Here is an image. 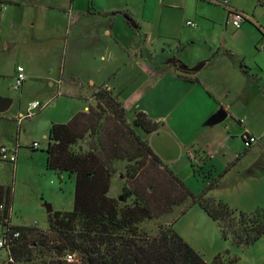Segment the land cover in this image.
<instances>
[{
	"label": "rangeland",
	"instance_id": "374dc122",
	"mask_svg": "<svg viewBox=\"0 0 264 264\" xmlns=\"http://www.w3.org/2000/svg\"><path fill=\"white\" fill-rule=\"evenodd\" d=\"M233 3L240 7H231L223 3L224 10L221 9V11L228 13V11L236 10L249 19L252 17L251 20L257 25H261L260 19L264 22V15L260 12L257 1L254 3L252 0H233ZM7 6L0 5V9H4L2 13L0 12V100H10L12 103L5 112L0 111V148L14 152L17 162L14 167L10 162L0 158V185L11 189L10 224L45 230L48 220L47 204L53 211L70 212L73 208L75 188L72 177L65 173L58 175L46 168L47 137H43V134H48L52 118L64 122L62 121L64 112L71 108L66 104L69 101L68 98L63 94L57 96V92L63 93L68 88L90 91L104 84L113 86L117 75L108 69H103L100 73L93 69L88 70L91 60L82 59L79 56L70 59L69 56L63 57L61 53L52 55L43 50L39 51L40 55L30 54L29 51L38 53L37 50H33L34 48L53 46V43L51 39L43 36L39 29L36 39L38 42H43V46L36 44L30 48L29 45H25L21 40L22 34L17 25L18 21L15 22L14 17L5 15ZM242 25L247 24L242 23ZM50 29L42 28L49 31ZM60 32L58 29L57 34L60 35ZM6 44H9L7 49L4 48ZM110 45L108 52L111 55L117 50L113 41ZM101 57L97 64L103 66L104 59ZM151 61L155 63L157 60ZM19 65L28 69L25 73L27 80L19 91H15L13 89L15 68ZM118 77L117 82L127 80L129 84L127 90L122 93L113 91L119 99L120 93L126 97L127 94L129 96L138 90L140 92V97L136 100L139 107L131 106L127 110V121H132L134 113L142 111L153 122H160L162 127L157 132L146 137L140 133L142 140L146 139L157 155L159 153L157 147L169 148L166 153L160 151L158 155L163 165L177 175L193 195L200 194L209 183L228 168L227 156H224L228 152V147L217 154L210 151L212 153H208L207 156V149L202 145L200 138L202 131L213 129L217 124L200 126L201 112H205L207 107L190 101L165 102L167 93L162 86L155 83L140 86L138 76L125 72ZM159 96H161L160 100ZM32 101H38L45 107L35 112L30 118L17 121L20 114L27 113L28 104ZM257 136V141L264 146V134ZM34 142L38 143L39 147L31 151ZM76 147L85 150L86 141L79 142ZM238 147H243L241 138H239ZM248 167L254 169L253 163L245 160L242 167L231 169L209 195L217 201L225 202L238 212L247 213L257 208L264 209V169L260 167L262 168L260 171L254 172ZM144 174L147 178L154 176L153 173L145 171ZM144 174L140 175L136 182H131L125 177L123 164H117L111 180L109 198L118 200L123 186L144 188L146 181ZM149 183L150 180H147V185ZM162 183L165 185L163 181ZM167 185L165 188L169 199L179 200L177 191ZM148 197L156 201L155 197L151 195ZM183 210L184 206L175 207L164 218L141 224L140 230L154 236L157 234L158 226L166 227L167 224H171V229L208 264H214L217 256L220 257L217 264H264V235L252 245H238L231 239L224 240L217 224L197 205L188 207L182 212ZM1 235L0 227V239ZM5 261H7V255L4 250H1L0 264Z\"/></svg>",
	"mask_w": 264,
	"mask_h": 264
},
{
	"label": "crops",
	"instance_id": "0c3cea01",
	"mask_svg": "<svg viewBox=\"0 0 264 264\" xmlns=\"http://www.w3.org/2000/svg\"><path fill=\"white\" fill-rule=\"evenodd\" d=\"M0 1L8 5L5 15L18 21L25 45L30 48L36 44L43 46V42L36 39L39 29L43 36L51 39L53 46L34 48L38 53L29 51L30 54L40 55L39 51L43 50L52 55L61 53L65 58L79 56L91 60L90 67L86 66L88 70L100 73L108 69L117 75L113 86L102 85L112 91L122 93L127 90V80L117 82L124 72L138 76L140 86L155 83L167 93L165 102L190 101L206 106L205 112H201V127L208 126L210 117L224 109L226 119L200 134L207 156L212 153L210 151L217 154L228 147L224 155L227 156L228 172L222 179L231 169L242 167L245 160L253 163L254 169L248 168L254 172L264 169V146L259 141L248 149L243 143L242 148L238 147L239 138L243 141L246 134L255 138L264 134V22L259 20L261 30L252 23L242 25L239 30L228 26L229 11L223 13L221 9L224 10L223 3L240 7L233 0H92L91 6L88 0ZM252 1L259 3V10L264 15V4L259 0ZM3 11L0 9L1 13ZM126 16L134 21L136 29L131 27ZM187 21L194 22L196 28L187 27ZM45 27L51 28L50 31L42 30ZM112 41L117 52L110 55L108 48ZM100 57L104 59L103 66L97 64ZM148 59L157 61L153 63ZM170 59L190 69L202 63L204 67L196 73L180 74V70L168 62ZM92 91L76 88L65 89L63 93L58 91L57 96L65 95L69 100L66 104L71 108L64 112V122L52 118L50 123H67L76 113L93 106L94 101L89 96ZM121 93L119 100L127 116L131 106L139 107L136 100L140 92L126 97ZM167 149L157 147V152L166 153ZM16 162L11 164L15 167Z\"/></svg>",
	"mask_w": 264,
	"mask_h": 264
},
{
	"label": "trees",
	"instance_id": "16d2710c",
	"mask_svg": "<svg viewBox=\"0 0 264 264\" xmlns=\"http://www.w3.org/2000/svg\"><path fill=\"white\" fill-rule=\"evenodd\" d=\"M88 4L91 6L92 0ZM244 22L261 30L252 20ZM89 96L95 106L76 113L65 124L52 123L47 134V170L74 179L72 210L48 214L45 230L13 226L9 214L11 189L0 185L2 250L7 255L3 264H208L171 229V224L158 226L154 236L141 232V224L160 220L178 206H184V212L197 205L217 224L221 237L235 244L249 246L264 235L263 208L238 212L209 195L228 168L200 194L193 195L140 136L157 132L162 127L160 122L139 111L128 123L119 96L107 86L94 89ZM84 141L85 150L76 147ZM117 164H123L125 177L131 182L144 171L154 176L147 178L144 174V188L123 186L118 200L109 198ZM166 184L177 191L179 200L169 199ZM67 254L73 255L72 262H66ZM219 260L217 256L214 264Z\"/></svg>",
	"mask_w": 264,
	"mask_h": 264
},
{
	"label": "built area",
	"instance_id": "2783aa9c",
	"mask_svg": "<svg viewBox=\"0 0 264 264\" xmlns=\"http://www.w3.org/2000/svg\"><path fill=\"white\" fill-rule=\"evenodd\" d=\"M260 3L264 4V0H259ZM244 20L250 21L251 19H249L247 16L243 15L242 13H239L237 11H233L229 12L228 14V19L226 24L228 26H230L231 28H233L234 30H239L242 23H245ZM185 25L187 27H191V28H196V25L194 22L192 21H187L185 23ZM26 79V75L24 72L23 67L21 66H17L15 68V79H14V83H13V89L15 91H19L23 85V83L25 82ZM45 107V105H43L42 103L38 102V101H32L28 104L27 107V113L26 114H20L17 121H22L26 118H30L34 115L35 112H38L40 110H42ZM87 111V109H86ZM247 136L245 137V139H243V141L245 142V146L247 145H251L253 143L256 142V139L249 135L246 134ZM39 147L38 143H34L33 144V148L37 149ZM0 158L2 160L8 161L12 164H15L16 162V156L14 152H10L9 150H7L6 148H0ZM5 245V241L3 239H0V251L3 249ZM65 260L66 262H72L73 261V255L72 254H67L65 256Z\"/></svg>",
	"mask_w": 264,
	"mask_h": 264
},
{
	"label": "water",
	"instance_id": "95a60500",
	"mask_svg": "<svg viewBox=\"0 0 264 264\" xmlns=\"http://www.w3.org/2000/svg\"><path fill=\"white\" fill-rule=\"evenodd\" d=\"M128 22L131 25V27H133L134 29L137 28L136 25L134 24V21L129 19ZM168 62L170 64H172L173 66L177 67L178 70H180L183 73L184 72L196 73L204 67V63L198 65L197 67L190 69V68L186 67L185 65L178 63V61H176L175 59H170ZM11 103L12 102L10 100H0V111L5 112L9 108ZM226 117H227L226 111L224 109H220L212 117H210V119H209V121H207L206 125L212 126V125H215L216 123L219 124V123L223 122L226 119ZM46 211H47V215H48V214H51L53 212V209L50 205L47 204Z\"/></svg>",
	"mask_w": 264,
	"mask_h": 264
}]
</instances>
